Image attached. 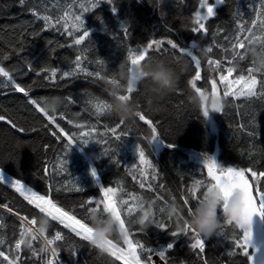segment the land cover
<instances>
[{"label": "trees", "instance_id": "obj_1", "mask_svg": "<svg viewBox=\"0 0 264 264\" xmlns=\"http://www.w3.org/2000/svg\"><path fill=\"white\" fill-rule=\"evenodd\" d=\"M92 3L96 0H25L21 6L19 0H0V67L8 73V77L0 76V116L4 117L0 120V173L6 175L3 174L4 185L13 191L0 184V251L15 264L49 261V253L40 251L41 241L31 246L22 242L16 249V241L22 240L21 220L43 215L11 186V180H20L25 187L45 195L85 223H88L87 208L95 207L87 202L103 199L99 193L101 186L117 188V197L129 201L128 206H133V195L141 196L144 209L151 206L148 219L166 225L164 230L155 223L145 230L131 225L129 239L143 246V250L137 249L142 264H150L149 248L152 253L165 250V259H160L163 264H247L236 243L242 236L240 230L223 225L210 239L194 236L191 231H179L173 237L176 221L169 219L168 209L180 205L187 215L188 208L195 207L197 201L188 197L189 189L197 180L202 183L210 180L202 165L204 156L214 159L221 168L264 172V99H261L264 87L260 84L264 72L255 71L246 54L247 48H259L264 43V28L260 27L264 0H222L216 5L215 16L204 21L207 31L197 33L192 28L197 27L194 20L199 0H165L162 9H155L147 0H112L111 4L100 0L95 8H91ZM208 3L216 4L214 0ZM81 4L89 5V11H83ZM76 15L84 20L80 31L70 24ZM44 16L49 17L48 26ZM241 28L253 29L255 38L251 43L245 39L250 34ZM83 31L88 32V37L76 45L74 37L83 35ZM169 39L182 48L193 42L211 48L206 56L190 49L200 60L199 80L194 79L195 64L167 44ZM153 40H161V46L149 48L145 60L149 57L162 60L176 70L178 80L175 91L162 96L152 95L144 85L127 94L163 141L151 144V129L138 116L134 122L120 124L108 109L97 112L96 105L109 104L108 80L121 62L131 65L129 51L138 53ZM238 41L244 43V49L233 48ZM233 52L246 54L245 59H233ZM77 56L81 58L78 63L83 71L61 79L64 71L76 69ZM209 60L218 61L219 67L209 64ZM229 67L234 69L232 78L247 77L248 68L253 67L252 75L257 79L255 95L237 100L220 95L224 101L221 112L204 118L189 101L190 94L196 92L189 80H193L196 88L211 94L212 82L217 85L220 75ZM53 68L58 69L55 78L51 77ZM86 72L93 75L87 76ZM14 83L25 88L29 95L17 92ZM53 96L61 97L63 104L50 124L29 100L35 99L41 106V101ZM61 129L65 135L60 134ZM81 132L85 134L82 137ZM66 137H74L73 146L65 148ZM82 139L88 140L87 146L81 144ZM137 144L151 168L140 164ZM169 144L173 147L169 148ZM154 145L160 149L159 153ZM90 171L95 172V180ZM246 179L258 200L255 193L264 188V177L254 179L248 172ZM204 190L197 188L198 195L202 196ZM182 197L189 198V205L184 204ZM142 214L137 209L131 217L123 218L134 220ZM262 215L264 222V212ZM50 223L46 237L53 238L57 231L63 237L54 245L62 264H121L113 257H97L87 242L56 221L50 219ZM195 239L205 243L203 251L191 247ZM113 243L127 247L123 240L114 238ZM169 243H173L172 249H167ZM0 264L7 261L0 257Z\"/></svg>", "mask_w": 264, "mask_h": 264}, {"label": "snow or ice", "instance_id": "obj_2", "mask_svg": "<svg viewBox=\"0 0 264 264\" xmlns=\"http://www.w3.org/2000/svg\"><path fill=\"white\" fill-rule=\"evenodd\" d=\"M100 0H96V3L91 4V8H95L98 6ZM108 3H112V0H107ZM200 2V8L204 9V12L201 13L200 11H197L195 13V20L194 23L197 25V27L192 28L193 33L197 32H206L207 29L205 27L204 21H207L209 18L215 16V8L217 4H220L222 0H216V4L207 3L206 0H199ZM19 4L23 6L25 4V0H19ZM80 8L83 9V11L87 12L89 11V5L87 4H81ZM34 16L36 15V12L32 13ZM264 15V14H262ZM43 20L45 22V25H49V17L44 16ZM65 27L68 25L67 17H65ZM256 22L253 21V24ZM84 20L80 15H76L74 17V20L72 21V28L75 31H80L83 29ZM260 27L264 28V19H261ZM241 31H247L250 35L246 36L245 39H247L250 43L255 38V32L251 28H241ZM71 35V33H69ZM88 32L83 31V35H80L79 37H74V42L76 45H80L82 41H84L88 37ZM162 41L161 40H153L149 43L148 48L141 49L138 53H133L129 51L128 60L130 61L131 65H136L141 63V61L145 60V54L148 52V49L151 48L153 45L157 49L160 48ZM167 44L171 45L173 49H177L182 56L189 57L191 61L196 66V72H195V80L200 79V60L197 58V56L194 54L193 51L190 49L196 48V43L190 44L187 48H182L177 45V43H174L171 39L167 41ZM233 48H240L244 49L245 45L243 42L238 41L236 44L233 45ZM260 51L264 52V43L261 44V46L258 48ZM211 51V48H207V53ZM246 54L244 53H238L233 52V59H236L239 57L240 60L245 59ZM150 58V57H149ZM80 56L76 57L77 66L74 71H64L63 76L61 79L65 77L74 76L76 72L83 71V69L80 68L79 61ZM209 64H215L216 67H219L218 61L209 60ZM231 63V61H229ZM233 68L229 67L227 69L228 75H220V81L221 83H225L227 86L223 92V97H228L231 95L232 97H238V96H254L255 92L254 89L257 87V79L252 75L253 67L248 68L249 75L247 77L241 75L238 78L234 80H229L228 77L232 75ZM58 69L53 68L51 70V77L55 78L57 76ZM264 72V71H261ZM40 73L38 72L37 75ZM85 75L91 76L93 73L86 72ZM98 75V73H97ZM0 76L8 77V73L4 70V68L0 67ZM49 77H45V79H48ZM112 79L108 80V83H114ZM189 84L193 86L197 94L202 95V97L207 92L201 91L199 88H196L193 84V80H189ZM261 87H264V81H260ZM233 85H238L239 88L237 90H233ZM13 87L17 92H23L24 96H28L29 93L25 88L21 87L18 84H13ZM211 95L217 99H220L222 97L217 95V87L215 82H212V89H211ZM121 99H128L129 96H122ZM261 99H264V96L261 97ZM29 103L36 106V111L43 114L45 118L48 120V122L51 124L54 120V115H49L44 111V109L38 104L37 100L31 99L29 100ZM215 111L217 113L221 112V109L223 106L220 105H214ZM108 104H97L96 109L97 112L102 111L103 109H108ZM203 108V105H202ZM137 116L141 121H143L145 124L149 126L151 129V139L150 143L152 144L153 141H159L163 142L158 138L157 135V129L153 126V124L145 118L143 114H141L139 111L137 112ZM203 117L207 118V112L203 113ZM62 118V117H61ZM253 121H255V116L252 117ZM0 120H4L3 116H0ZM124 122L120 121V124H123ZM15 127V125H13ZM119 128V125L116 126ZM19 131H23L22 128H18ZM35 131V129H33ZM116 129H113V132H115ZM61 135H65L63 130H60ZM85 134L83 132L80 133V136H84ZM67 143L65 144V148H69V146L73 145L74 143V137H66ZM81 144L86 145L88 144L87 139H82ZM169 148L173 147V145L169 144ZM136 153L139 155V160L141 165H145L148 168H151L152 165L150 161L146 158L145 152L142 150L141 146L137 144L136 147ZM203 168L207 170V176L210 178L209 182L202 183L200 180H197L193 187L189 189L188 197L192 201L199 202L201 199V196L197 193V188L203 187L206 190H209L213 187L219 190L221 193L222 198L226 201L228 196L231 194L233 190H239L243 197V203H244V212L242 216L241 221V232L242 236L239 237L236 240L237 247L240 248L244 254V256L247 258V264H253V255H249V246H250V239H251V232H250V224L252 217L261 215L262 212H264V188H261L258 190L255 195L259 198L258 201L254 199L251 185L249 183V180L246 179V174L248 172H251V176L254 179H258V177H264V172L257 173L256 171L248 168H237V167H226L221 168L217 165V163L212 159L211 157L204 156L202 160ZM90 175L92 176L93 180L96 179V174L94 171H90ZM155 178V177H153ZM3 174L0 173V183H3ZM11 186L15 189L16 192L20 193L21 196L24 197V199L28 202L30 205H34L35 208L39 209V212L47 215L51 220L58 221L60 224L64 226V228H70L73 233L81 241L88 242L90 239V233L91 228L89 227L88 223L81 222L80 219H77L74 215H69L67 211L63 210L61 207H58L56 203H54L51 199L46 198L45 195H40L36 191H33L32 188L25 187L20 180H11ZM141 188L144 187V183L140 182ZM151 188H149V191ZM204 190L203 193L206 191ZM77 191H82L81 188H77ZM118 189L115 187H99V193L103 197L102 200H89L87 203L89 205L95 204V207L89 206L87 208L88 213L92 212H101L100 207L102 205V211L105 213H112L114 217L119 221V224L122 228H126V234L124 238L122 239L124 244L127 246L126 248H120L117 247L113 241L106 242L109 248V253L111 257H114L115 259L121 261V264H141L140 256L138 255L137 249L143 250V246L139 243L134 244L132 240L129 239V236L131 234V221L132 219L125 220L123 217H131L132 214L139 209L140 212L144 214V201L141 196L133 195L132 196V203L133 206H128L129 201L127 200H121L117 197ZM184 204L189 205V198H184ZM125 206V208H122L121 206ZM81 206L83 207L84 204L82 203ZM191 207L188 208V211H191ZM161 211H164L162 208ZM142 214V215H143ZM151 215V206L148 209V217ZM141 216V215H140ZM168 216L170 219V212L168 209ZM151 221V220H150ZM37 222V219L33 218L32 220H29L28 223L31 225H35ZM151 223H155V226L161 230H164L166 228L165 223L159 222V221H151ZM189 232L191 231L194 236H197L195 232H193L191 229L188 228L187 224L183 226V228H177V231H173L171 234L173 237H176L178 232ZM30 234V229H23L22 230V236ZM35 237H32V240H35ZM63 237L59 231L56 232L54 240L53 239H47V245L51 246L53 245L54 241H60ZM24 242L23 240H17L16 241V249H19L21 246V243ZM173 243H169L167 245V249H172ZM192 248H197L201 251L205 248V243L201 239H195V242L191 245ZM149 252H152L153 250L151 248L147 249ZM41 251V250H40ZM42 252V251H41ZM159 256L161 260L165 259L166 252L165 250L161 249L155 253ZM72 255H75V252L72 253ZM231 255V253H229ZM52 256L55 258L57 256V250L56 248H52ZM0 257H3L5 261H7V264H15V261L11 259L8 255H6L3 251H0ZM149 260H151V256L149 257ZM47 264H54L53 260H49Z\"/></svg>", "mask_w": 264, "mask_h": 264}, {"label": "clouds", "instance_id": "obj_3", "mask_svg": "<svg viewBox=\"0 0 264 264\" xmlns=\"http://www.w3.org/2000/svg\"><path fill=\"white\" fill-rule=\"evenodd\" d=\"M147 3L155 9H162L165 0H147ZM195 43V42H193ZM195 50L201 56L207 55V48L196 44ZM247 56L251 59L255 71H264V52L252 46L246 50ZM183 63L182 61H178ZM186 67V64L184 65ZM114 83H108V91L111 100L109 102V113L122 122H134L137 117L135 105L128 99H121L122 96L133 93L138 86L144 85L154 96H162L175 91L178 74L176 70L157 58H148L143 63L128 65L121 62L113 72ZM189 101L194 108L200 110L202 115L207 112L217 113L214 105L223 106V98L217 99L211 94L202 95L193 92ZM63 99L58 96L48 97L41 101V107L49 115H54L62 106ZM203 105V108H202ZM218 114V113H217ZM74 145V144H73ZM72 145V146H73ZM87 146V144L85 145ZM95 159V157H92ZM150 208V204L148 205ZM170 219L176 221L177 228H183L187 224L195 234L203 239H210L218 234L223 225L231 226L234 230H241V221L244 212L243 197L239 190H233L225 201L221 193L215 187L206 190L199 202L191 211L184 215V209L180 205H172L169 208ZM141 230H145L151 224L148 219V210L144 214L131 221ZM88 225L91 228L88 245L97 257H111L106 242L113 239L122 240L126 234V228H122L119 221L112 213L92 212L88 215ZM51 226L47 215L37 219L34 226L30 227V234L26 235L24 243L31 245L32 237L41 241V251L47 252L48 245L46 234Z\"/></svg>", "mask_w": 264, "mask_h": 264}, {"label": "water", "instance_id": "obj_4", "mask_svg": "<svg viewBox=\"0 0 264 264\" xmlns=\"http://www.w3.org/2000/svg\"><path fill=\"white\" fill-rule=\"evenodd\" d=\"M214 1L216 3V0H214ZM2 174H4V173H2ZM9 190H11V189H9ZM251 190H252V193H253L252 187H251ZM254 199H256V198L254 197ZM250 232H251V239H250L249 251H250L251 255H253V253H254V255H253V260L254 261L258 262L259 264H264V222H263L262 213L259 216H255L254 215L252 217L251 224H250ZM241 234H242V232H241ZM115 260H117V259H115ZM117 261L119 263H121L119 260H117Z\"/></svg>", "mask_w": 264, "mask_h": 264}, {"label": "rangeland", "instance_id": "obj_5", "mask_svg": "<svg viewBox=\"0 0 264 264\" xmlns=\"http://www.w3.org/2000/svg\"><path fill=\"white\" fill-rule=\"evenodd\" d=\"M208 1L209 0H206V2L208 3ZM198 11H200L201 13H203L204 12V9H201V8H199V10ZM74 20V18H71L70 19V24L72 25V21ZM223 75H228V73H227V71H226V73L225 74H223ZM228 79L229 80H234V79H236V78H232L231 76H229L228 77ZM226 84L225 83H221V81H220V77H219V80H218V84L216 85V87H217V95L218 96H220V95H222L223 96V92H224V90H225V88H226ZM239 88V86L238 85H233V90H237ZM257 88V87H256ZM256 88L254 89V92L256 91ZM228 97H232L231 95H229ZM249 97H251V96H243V95H241V96H238V97H232V98H234V99H243V98H249ZM154 149H155V151H156V153H159L160 152V149H158L155 145H154ZM11 182V181H10ZM25 200V199H24ZM26 201V200H25ZM27 202V201H26ZM28 203V202H27ZM30 205V204H29ZM30 206H32V207H34V205H30ZM37 209V208H36ZM37 210H39V209H37ZM44 215V214H43ZM57 223H59L58 221H56ZM60 224V223H59ZM61 225V227L63 226L62 224H60ZM64 227V226H63ZM65 229H67V231L69 230L71 233H73L69 228H65ZM74 235H75V233H73ZM151 256V260H149V263L150 264H163L162 263V261L160 260V258H159V256L158 255H156L155 253H152V252H150V254H149V256H148V259H149V257ZM142 264V263H141ZM253 264H259L258 262H256V261H254L253 260Z\"/></svg>", "mask_w": 264, "mask_h": 264}, {"label": "built area", "instance_id": "obj_6", "mask_svg": "<svg viewBox=\"0 0 264 264\" xmlns=\"http://www.w3.org/2000/svg\"><path fill=\"white\" fill-rule=\"evenodd\" d=\"M21 221H22V230L23 229H30V227L34 226V225L29 224L28 221H25V220H21ZM22 230H21V233H20V238L25 241V239H27L28 237L26 235H23L22 236ZM54 237L51 238V239L54 240ZM46 239H50V238H47L46 237ZM37 241H40V240H38V239L32 240L31 241V245L34 242H37ZM56 242L57 241H54L53 245L48 246V251L47 252L49 253V260H53L54 261V264H62L61 261H60V259H59V257H58V253H57V256L55 258L52 256V248H54V245L56 244Z\"/></svg>", "mask_w": 264, "mask_h": 264}, {"label": "crops", "instance_id": "obj_7", "mask_svg": "<svg viewBox=\"0 0 264 264\" xmlns=\"http://www.w3.org/2000/svg\"><path fill=\"white\" fill-rule=\"evenodd\" d=\"M2 184V183H1ZM3 185H4V183H3ZM6 186V185H5ZM22 199H24V197H21Z\"/></svg>", "mask_w": 264, "mask_h": 264}, {"label": "bare ground", "instance_id": "obj_8", "mask_svg": "<svg viewBox=\"0 0 264 264\" xmlns=\"http://www.w3.org/2000/svg\"><path fill=\"white\" fill-rule=\"evenodd\" d=\"M22 228V227H21ZM38 242V241H37Z\"/></svg>", "mask_w": 264, "mask_h": 264}]
</instances>
